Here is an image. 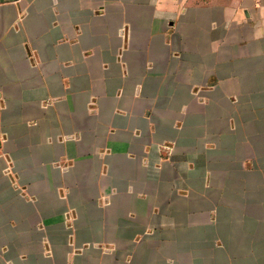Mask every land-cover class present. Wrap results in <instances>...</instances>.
Returning <instances> with one entry per match:
<instances>
[{
	"label": "crops",
	"instance_id": "obj_1",
	"mask_svg": "<svg viewBox=\"0 0 264 264\" xmlns=\"http://www.w3.org/2000/svg\"><path fill=\"white\" fill-rule=\"evenodd\" d=\"M0 264H264V0H0Z\"/></svg>",
	"mask_w": 264,
	"mask_h": 264
}]
</instances>
